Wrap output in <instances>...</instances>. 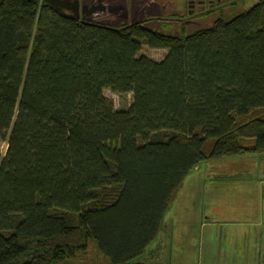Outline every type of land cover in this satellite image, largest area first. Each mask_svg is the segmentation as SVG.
<instances>
[{
  "label": "trees",
  "instance_id": "obj_1",
  "mask_svg": "<svg viewBox=\"0 0 264 264\" xmlns=\"http://www.w3.org/2000/svg\"><path fill=\"white\" fill-rule=\"evenodd\" d=\"M218 8L172 34L0 0V264L72 263L89 240L129 264L199 163L264 154V0L229 19Z\"/></svg>",
  "mask_w": 264,
  "mask_h": 264
},
{
  "label": "rangeland",
  "instance_id": "obj_2",
  "mask_svg": "<svg viewBox=\"0 0 264 264\" xmlns=\"http://www.w3.org/2000/svg\"><path fill=\"white\" fill-rule=\"evenodd\" d=\"M164 3L166 0H158ZM181 14L186 13V0H170ZM221 0V10L229 19L242 13L259 0ZM172 9L166 15L172 16ZM218 12L202 19L201 25H183L190 33L206 27L218 17ZM62 11L69 13L67 10ZM70 14V13H69ZM153 28L176 34L179 25L173 22H153ZM167 49L143 45L139 55L162 60ZM104 95L116 110H125L133 102L131 92L110 89ZM253 139L242 138L244 146ZM6 142L0 139V151ZM206 223V224H204ZM155 240L129 264H262L264 262V154L207 160L188 174L166 212ZM76 264H109L96 249L93 240L87 250L72 260ZM64 264V263H61Z\"/></svg>",
  "mask_w": 264,
  "mask_h": 264
},
{
  "label": "water",
  "instance_id": "obj_3",
  "mask_svg": "<svg viewBox=\"0 0 264 264\" xmlns=\"http://www.w3.org/2000/svg\"><path fill=\"white\" fill-rule=\"evenodd\" d=\"M87 23L119 27L146 17L161 16L165 6L156 0H47Z\"/></svg>",
  "mask_w": 264,
  "mask_h": 264
},
{
  "label": "flooded vegetation",
  "instance_id": "obj_4",
  "mask_svg": "<svg viewBox=\"0 0 264 264\" xmlns=\"http://www.w3.org/2000/svg\"><path fill=\"white\" fill-rule=\"evenodd\" d=\"M159 2L158 0H156ZM186 13L181 14L180 11L174 8V3L170 0H166L164 3H160V5H164L165 8L163 10V15L161 16H152L146 17L142 20H146L148 23L153 22H173L175 25H201L204 22L203 18L212 16L214 13L218 12V7L224 5L221 4V0H186ZM233 0H231L232 2ZM222 8V7H221ZM168 9H172V16H167L166 13Z\"/></svg>",
  "mask_w": 264,
  "mask_h": 264
},
{
  "label": "crops",
  "instance_id": "obj_5",
  "mask_svg": "<svg viewBox=\"0 0 264 264\" xmlns=\"http://www.w3.org/2000/svg\"><path fill=\"white\" fill-rule=\"evenodd\" d=\"M204 224H206V223H204ZM68 264H76V263H68ZM136 264H143L142 262H138V263H136ZM262 264H264V262L262 263Z\"/></svg>",
  "mask_w": 264,
  "mask_h": 264
}]
</instances>
